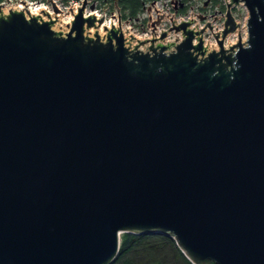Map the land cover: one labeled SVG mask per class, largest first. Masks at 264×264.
Wrapping results in <instances>:
<instances>
[{"label": "water", "instance_id": "obj_1", "mask_svg": "<svg viewBox=\"0 0 264 264\" xmlns=\"http://www.w3.org/2000/svg\"><path fill=\"white\" fill-rule=\"evenodd\" d=\"M49 1L0 0V264H109L122 232L170 235L193 264H264V0H225L219 29L169 12L158 33L151 0L142 39L116 0L103 33L87 0ZM239 4L246 39L225 46ZM168 28L180 40L157 41Z\"/></svg>", "mask_w": 264, "mask_h": 264}, {"label": "built area", "instance_id": "obj_2", "mask_svg": "<svg viewBox=\"0 0 264 264\" xmlns=\"http://www.w3.org/2000/svg\"><path fill=\"white\" fill-rule=\"evenodd\" d=\"M17 0H8V4L11 5L13 3H15ZM39 1V2H38ZM181 0H176V4L175 5L177 8L180 4ZM27 4H36V3H41L44 6H47L50 8V6L52 7V3L49 0H26ZM103 2H108V4L106 5H102L100 3L101 0H87L84 8H83V15H89L91 13L94 14V16L96 17H100L102 16V21L99 24V27H101L103 29V26L108 27L109 23L113 22L114 25H116L119 21V16H118V12L116 9L115 4L110 1H103ZM154 3L156 5V7L162 11V16L154 21V25H155V32L158 33L160 29H165L168 27L169 25V18L167 16V14L169 12H171V17L173 22L177 23L178 21H180L181 19H187L190 16L192 17V20L190 22L189 25H194L196 27H200L201 25H203L208 19L211 20V27L215 28V29H219L223 23H224V11L222 10L221 12H212V11H206L203 12L200 9H194L193 6L188 7L186 10H181L178 11L177 9H175V6L172 9V4H171V0H154ZM82 5V0H70V2L65 5L62 9L63 10H68L69 7H72L73 10H77V7ZM92 6V7H91ZM150 7V16L152 18L155 17V6L151 3V0H145L143 3V8L142 10L137 14L136 17H123L121 14V25H122V30L123 33L125 31V33H128V37L127 38H132L131 36L136 35L137 38L142 39L144 37L150 38L151 36V25L148 24V14H147V7ZM238 8V6L236 5V9ZM51 9V8H50ZM52 10V9H51ZM172 10V11H171ZM53 11V10H52ZM202 16V17H201ZM236 20V17H235ZM237 21V20H236ZM239 24L237 26L241 27V23L240 21H237ZM135 25V26H134ZM205 30L201 33V37H202V41H203V45L207 46V43H212V44H217L218 43L214 37V35L211 32H207L206 29L209 30L208 26H205ZM237 28L230 32L225 40H224V44L228 42V38L232 39V37L236 36L237 33L235 32L237 30ZM241 29V28H240ZM246 31V28H245ZM244 31V32H245ZM104 32V31H103ZM246 35V32L244 33ZM181 38V33L179 31H175L174 29H170L168 28L165 35L163 37H157V39H165L164 43L167 42H172V41H178ZM137 40H133V42L137 43ZM157 40V41H159ZM196 39L193 38V42H195ZM236 42V41H235ZM143 46V45H140Z\"/></svg>", "mask_w": 264, "mask_h": 264}, {"label": "trees", "instance_id": "obj_3", "mask_svg": "<svg viewBox=\"0 0 264 264\" xmlns=\"http://www.w3.org/2000/svg\"><path fill=\"white\" fill-rule=\"evenodd\" d=\"M114 3L113 0H110ZM123 17H136L144 0H116ZM221 0H214L220 2ZM225 4L222 3V8ZM109 264H193L173 237L161 232L120 234L119 248Z\"/></svg>", "mask_w": 264, "mask_h": 264}, {"label": "rangeland", "instance_id": "obj_4", "mask_svg": "<svg viewBox=\"0 0 264 264\" xmlns=\"http://www.w3.org/2000/svg\"><path fill=\"white\" fill-rule=\"evenodd\" d=\"M56 1L58 2V4L60 5V7H62V8L70 2V0H56ZM103 1H106V0H101V2H102V3H100L101 6L102 5L104 6V5L108 4V2H103ZM200 4H203V0H197L195 3L193 2L192 3V6H193L194 9H197V6L200 5ZM175 5H177V4L175 3ZM237 6H238V8L236 10H235V7L232 8V13L236 17V20L237 21L242 22L241 23L242 26L241 27H238L235 32L237 33L238 32V29H239L242 39H246V35L244 33L246 32V34H247V29L245 31V28H246V18H247V15H248L247 14V10H246V8L242 4H239ZM50 8L53 10V8L51 6H50ZM50 8L48 7V9L50 11H52ZM206 31L207 32H210V31H208V29H206ZM235 37H237V35L234 36L233 38H235Z\"/></svg>", "mask_w": 264, "mask_h": 264}, {"label": "flooded vegetation", "instance_id": "obj_5", "mask_svg": "<svg viewBox=\"0 0 264 264\" xmlns=\"http://www.w3.org/2000/svg\"><path fill=\"white\" fill-rule=\"evenodd\" d=\"M196 1L197 0H181L178 8L180 10H186L188 7L192 6L193 2L195 3ZM222 3H224V0H221L220 2H214V0H203V4L198 5L197 8L203 12H221L223 10Z\"/></svg>", "mask_w": 264, "mask_h": 264}, {"label": "bare ground", "instance_id": "obj_6", "mask_svg": "<svg viewBox=\"0 0 264 264\" xmlns=\"http://www.w3.org/2000/svg\"><path fill=\"white\" fill-rule=\"evenodd\" d=\"M27 3V2H26ZM28 5H32V4H28ZM43 5V4H42ZM44 6V5H43ZM48 11H50L49 9H48V7L47 6H44ZM50 12H52V11H50ZM73 12H77V10L75 9V10H73ZM105 29H102L101 27H99V33H103V31H104ZM124 33H125V31H124ZM125 35L128 37V33H125ZM236 39H237V37H235V38H233L232 37V39H230V38H228V42L227 43H225V46H229V45H231V43L232 42H235L236 41ZM157 40H159V39H157ZM159 41H162V39H160ZM163 41L165 42V39H163ZM134 44H135V42H133ZM195 43V42H194ZM208 45H207V48L208 49H211V48H215V49H217L218 48V46H217V44H212V43H207ZM141 48H143V46H140Z\"/></svg>", "mask_w": 264, "mask_h": 264}]
</instances>
